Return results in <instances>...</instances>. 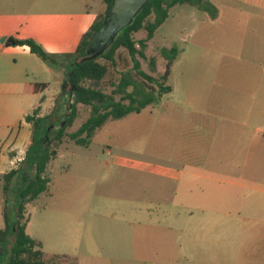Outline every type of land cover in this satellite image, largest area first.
<instances>
[{"label":"crops","instance_id":"obj_1","mask_svg":"<svg viewBox=\"0 0 264 264\" xmlns=\"http://www.w3.org/2000/svg\"><path fill=\"white\" fill-rule=\"evenodd\" d=\"M209 1L217 9L216 19L201 13L218 24L210 30L218 35L221 50L214 55L204 43V71L180 69V84L169 86L166 94L172 98L168 114L162 103L132 113L157 115L154 126L165 120L160 124L169 127L170 153L156 156L159 162L154 165L124 157L115 160L123 167H128L126 162L148 165L151 174L175 184L174 198L184 194L176 209H181L187 227L190 264H264V0ZM230 2L235 8L217 6ZM104 10L103 0H0V39H5L0 43V176L16 169L31 145L32 127L25 116L35 109L39 117L48 116L58 97L59 103L66 99L60 72L47 67L27 46H6V40L31 39L51 54L74 53ZM235 49L244 53L235 58L246 62L250 73L227 83L221 63ZM178 55L168 77L180 63ZM36 84L46 87L35 92ZM2 210L3 198L0 229ZM227 232L235 241L228 250ZM209 240H216L220 250L208 258L197 248ZM253 243H262L260 250H250Z\"/></svg>","mask_w":264,"mask_h":264},{"label":"rangeland","instance_id":"obj_2","mask_svg":"<svg viewBox=\"0 0 264 264\" xmlns=\"http://www.w3.org/2000/svg\"><path fill=\"white\" fill-rule=\"evenodd\" d=\"M217 4L222 10L235 8L233 2ZM217 25L210 23L206 15L192 6L173 7L168 20L156 30L144 50L146 58L137 56L141 70L170 87L180 84V69L201 74L204 71V43L214 55L221 50L218 35L210 30ZM145 34L141 30L133 38L138 41ZM173 46L179 51L184 49L178 55L181 65L176 64L172 75L163 81L166 61L160 50ZM235 56H244V53L232 50L230 57H225L221 63V75H226L227 83L233 81V77L237 81L238 77L250 73L251 67ZM115 57L114 65L98 60L108 67V74L98 83V88L110 94L111 83L117 82L124 73L145 86L147 91H156L155 85L143 81L133 72L125 49H118ZM248 57L249 53L244 58ZM261 72L258 69L259 75ZM131 90L132 87L127 88V91ZM171 99L170 95H163L162 100L152 105L159 107L162 103L168 114ZM240 100L244 105L245 100ZM76 110V118L66 128V133L75 132L90 114V108L80 104L76 105ZM63 114L64 109L57 114L54 124H64ZM154 117L157 115L145 111L140 116L131 114L120 120H108L84 147L68 137L63 138L56 148L58 157L50 162L46 172L51 175L48 192L41 194L24 211V218L29 219L26 233L41 243L46 258L66 255L75 258L77 264H190L186 258L187 227L183 214L179 213L181 209H176L177 203L184 201V194L179 199L174 198L175 184L151 174L148 165L137 167L124 163L128 168L118 165L115 160L124 157L154 165L159 162L156 156L170 153L169 127L160 124L165 120L154 126ZM108 151L111 155H107ZM160 164L165 165L164 162ZM1 197L2 191V200ZM229 234H226V250L235 243ZM209 241L204 247L199 244L197 248L208 258L209 253L220 250L216 240ZM261 245L253 243L250 250H260L258 246ZM8 255L0 249V264H7Z\"/></svg>","mask_w":264,"mask_h":264},{"label":"trees","instance_id":"obj_3","mask_svg":"<svg viewBox=\"0 0 264 264\" xmlns=\"http://www.w3.org/2000/svg\"><path fill=\"white\" fill-rule=\"evenodd\" d=\"M103 2L104 12L97 16L90 29L82 36L74 53L51 54L31 39L19 40L9 37L5 42L6 46H27L30 53L38 57L47 67L55 72L63 73L62 94L66 98L64 103H59V109L56 112L57 119V114L64 109L63 125L61 122L51 124L52 113L39 117V109L25 116V122L32 127L31 145L18 167L0 176L4 222L3 228L0 229V249L9 254L7 264H77L75 258L66 255H53L46 258L41 251V243L26 233L29 219L24 218V211L41 194L48 192L51 178L46 172L49 163L57 156L56 148L65 137L74 141L76 145L88 146L94 132L108 120H120L129 114H138L145 107L156 104L163 95L171 92L168 85H163L141 70L137 56L141 59L146 58L144 50L147 43L168 19L173 7L189 5L207 14L211 20L217 17V9L209 0H148L131 23L117 34L105 51L97 53L91 60H85L80 65L72 66L76 58L86 55L88 42L93 33L102 26L113 0H103ZM141 30L145 31V37L135 41L133 35ZM120 48L127 51L136 76L155 85L156 91H147L145 86L136 83L124 73L120 75L117 82L111 83L113 90L110 94L98 88V83L108 74L107 65L98 60L102 59L114 65L116 51ZM178 53L179 50L175 46L160 50L162 58L166 61L163 81L167 80ZM150 62L154 66L153 59ZM71 69L72 72L69 74ZM67 77L71 90L65 94ZM45 87L43 84H36L33 86V91H43ZM128 87H132L130 92L127 91ZM115 96L119 98L116 99ZM69 102H71V107L66 116ZM78 104L90 108V114L75 132L66 133V128L76 118V105ZM52 145L54 149L51 150Z\"/></svg>","mask_w":264,"mask_h":264},{"label":"water","instance_id":"obj_4","mask_svg":"<svg viewBox=\"0 0 264 264\" xmlns=\"http://www.w3.org/2000/svg\"><path fill=\"white\" fill-rule=\"evenodd\" d=\"M148 0H113L111 8L104 18L103 24L99 30L93 33L89 42L86 55L75 59L74 65H80L85 60L93 59L97 53L105 51L114 41L117 34L126 26H128L132 19L140 12ZM4 38L0 39V43L4 42ZM73 68V67H72ZM72 69L69 74H71ZM71 90L69 78L66 79L65 94ZM70 99V96H69ZM60 97L56 100L54 111L51 115V124H54L56 119V112L59 109ZM71 102L67 104L66 116L69 114Z\"/></svg>","mask_w":264,"mask_h":264}]
</instances>
